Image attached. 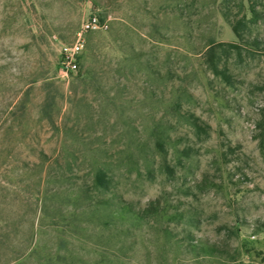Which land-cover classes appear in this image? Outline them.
<instances>
[{"label": "rangeland", "instance_id": "1", "mask_svg": "<svg viewBox=\"0 0 264 264\" xmlns=\"http://www.w3.org/2000/svg\"><path fill=\"white\" fill-rule=\"evenodd\" d=\"M239 1L0 0V264H264V0ZM225 8L246 11L242 55ZM94 13L109 27L64 75Z\"/></svg>", "mask_w": 264, "mask_h": 264}, {"label": "trees", "instance_id": "2", "mask_svg": "<svg viewBox=\"0 0 264 264\" xmlns=\"http://www.w3.org/2000/svg\"><path fill=\"white\" fill-rule=\"evenodd\" d=\"M228 1L230 0H223V3L227 5ZM239 5L245 6L244 0H240ZM248 9L252 14L251 17L255 19L256 14L258 12L255 3L251 1ZM223 13H224L225 18L231 23L232 28L238 39L232 42L220 43L219 45L222 47L223 51H226V50L234 51L238 55H242V52H243L242 42L245 41V39H247L246 33L243 30L248 22L246 11L240 18H232L228 12V8H225L223 10ZM217 46L218 44L217 45L213 44L209 46V48L207 49V55H208L207 59H208L209 66L214 73H216L217 75H221L223 79L230 81L231 74L229 72L228 67L220 66V59L218 56ZM51 105H52L51 103L46 102L44 105V111L48 112L50 110L49 107H51ZM192 123L197 130L204 129L203 125L200 124L197 119L194 120ZM154 138H155V146L158 149L159 154L164 157V160H167L169 150L166 148V145L170 138L162 136L161 133L158 132V128L155 129ZM182 151L188 153V150L186 148H183ZM111 181H112V177L110 176V172L108 171V169L104 167L103 165L98 166L93 176L94 187L98 189L104 188V189L109 190L111 187ZM116 202L110 199L98 200L96 206L103 205V206H106V208L111 207L110 213L108 215L113 220H116L121 217L124 218V216L128 218L133 217V218L139 219V218L145 217V215L148 214L147 213L148 209H136L135 207L128 205L127 203H124L123 201H120V202L116 201ZM189 244H193V241H189L187 245ZM196 245L197 244H195V246ZM201 248L204 251H208V252L213 251V248L211 246H206L205 244L204 245L202 244Z\"/></svg>", "mask_w": 264, "mask_h": 264}, {"label": "built area", "instance_id": "3", "mask_svg": "<svg viewBox=\"0 0 264 264\" xmlns=\"http://www.w3.org/2000/svg\"><path fill=\"white\" fill-rule=\"evenodd\" d=\"M108 27V22L106 20H101L98 14L94 13L82 23L74 41L61 45V72L64 75H68L70 72H74L78 69V59L84 48L85 33L91 30H106Z\"/></svg>", "mask_w": 264, "mask_h": 264}]
</instances>
